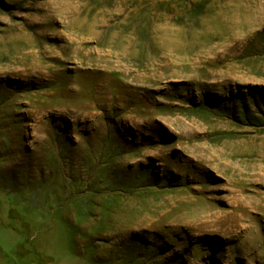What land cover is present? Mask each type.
<instances>
[{
  "label": "rangeland",
  "instance_id": "374dc122",
  "mask_svg": "<svg viewBox=\"0 0 264 264\" xmlns=\"http://www.w3.org/2000/svg\"><path fill=\"white\" fill-rule=\"evenodd\" d=\"M207 1L0 0V264H264V0Z\"/></svg>",
  "mask_w": 264,
  "mask_h": 264
},
{
  "label": "trees",
  "instance_id": "16d2710c",
  "mask_svg": "<svg viewBox=\"0 0 264 264\" xmlns=\"http://www.w3.org/2000/svg\"><path fill=\"white\" fill-rule=\"evenodd\" d=\"M185 4L190 5L187 13L191 15L192 18H198L199 16L204 14L206 7L209 4V1L207 0H201V1L200 0L199 1L185 0ZM257 119L264 120L263 111H261V115H259Z\"/></svg>",
  "mask_w": 264,
  "mask_h": 264
}]
</instances>
